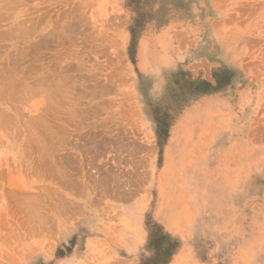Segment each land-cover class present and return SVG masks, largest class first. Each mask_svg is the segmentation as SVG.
I'll use <instances>...</instances> for the list:
<instances>
[{"label":"rangeland","instance_id":"374dc122","mask_svg":"<svg viewBox=\"0 0 264 264\" xmlns=\"http://www.w3.org/2000/svg\"><path fill=\"white\" fill-rule=\"evenodd\" d=\"M0 264H264V0H0Z\"/></svg>","mask_w":264,"mask_h":264},{"label":"bare ground","instance_id":"6f19581e","mask_svg":"<svg viewBox=\"0 0 264 264\" xmlns=\"http://www.w3.org/2000/svg\"><path fill=\"white\" fill-rule=\"evenodd\" d=\"M40 141H41V140H40ZM40 141H38V142H39V144H40ZM39 152L41 153L42 151H40V150H39ZM40 155H41V157H40V158L42 159V158H43V157H42V156H43V153H41ZM41 159H40V160H41Z\"/></svg>","mask_w":264,"mask_h":264}]
</instances>
